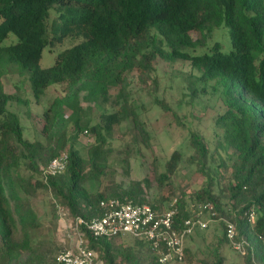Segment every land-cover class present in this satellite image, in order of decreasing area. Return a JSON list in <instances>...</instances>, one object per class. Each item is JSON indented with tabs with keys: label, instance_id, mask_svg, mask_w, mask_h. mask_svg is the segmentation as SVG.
<instances>
[{
	"label": "trees",
	"instance_id": "1",
	"mask_svg": "<svg viewBox=\"0 0 264 264\" xmlns=\"http://www.w3.org/2000/svg\"><path fill=\"white\" fill-rule=\"evenodd\" d=\"M224 27L229 52L215 38ZM10 35L17 43L2 46ZM45 49L59 50L46 69L40 65ZM168 67L184 75L185 105L194 106L210 89L223 105L212 151L200 134L189 135L204 181L178 199L175 229L211 204L236 225L238 238L249 242L241 256L245 264H264V0H0V264H56L60 248L36 240L40 224L31 199L41 191H51L70 216L86 220L100 215L103 200L149 204V179L92 188L108 178L103 162L112 151L105 147L117 127L129 123L126 154L151 147L131 87L155 85L156 73ZM11 75L20 79L16 89L29 81L38 102L54 94L42 119L45 142L25 139L20 117L9 109L12 103L27 104L20 94L7 92L5 78ZM154 104L169 124L184 126L166 101L156 97ZM183 106L182 101L178 110ZM85 130L95 141L88 157L73 145ZM67 147V170L44 181L41 169ZM181 161L182 153L174 152L157 175L161 186L173 185ZM223 169L231 175L218 173ZM222 227L213 259L205 264H227L222 250L229 241ZM121 238L87 233L102 264H161L147 242L118 243ZM190 253L186 247L185 263L191 262Z\"/></svg>",
	"mask_w": 264,
	"mask_h": 264
},
{
	"label": "rangeland",
	"instance_id": "2",
	"mask_svg": "<svg viewBox=\"0 0 264 264\" xmlns=\"http://www.w3.org/2000/svg\"><path fill=\"white\" fill-rule=\"evenodd\" d=\"M215 38L223 43L224 52L230 51L232 45L228 28L224 27L217 31ZM17 41L15 35H10L2 46H10L17 43ZM58 52L59 50L57 49H54L53 52L45 49L40 62L41 67L46 69L53 66ZM176 68L168 67V70L161 68L156 73L159 79L155 85L148 84L146 87H142L133 84L131 87L132 97L135 100V104L139 107L141 119L146 122L147 130L151 134V147L141 145L139 154L137 149H132L129 155L128 153L126 154L123 140L129 139V137L124 136L129 123L119 128L117 127L113 133V139L105 147L110 148L112 151L107 161L103 162V165L107 166L108 178L101 184H92L93 188L90 185L89 188L102 190L107 185L114 183L122 182L128 185L131 181L149 179L150 185L145 189V199L150 205H155L158 208L166 207L181 198L185 193L201 188L204 177L198 171L197 157H192L194 151L189 141V135L191 132L200 134L212 151L215 141L214 123L217 115L220 112L222 113L223 105L219 99V94L211 89L200 96L201 98L198 99L194 106L185 105L184 100H182V97H184L183 91H186L183 81L184 75L174 71ZM185 69L184 71L189 70L187 66ZM19 80L16 75L7 76L5 78L7 92L20 94L27 101V104L25 102L21 104L12 103L9 109L16 112L20 117L25 139L45 142L41 134L42 119L50 102L55 99L54 94L51 92V94L43 97L38 102L33 95L29 81H25L19 89H16L15 85ZM24 89L26 91L25 94H23ZM59 91L64 94L63 87H60ZM156 97L166 101L177 112L184 126L169 124L170 118L166 117L165 112L154 104ZM182 101L184 106L181 110H178L177 105ZM83 105L87 106L86 103H83ZM69 114L70 112L67 111V115ZM91 115L94 118V123L99 121L95 117L97 113L94 109ZM94 143V135L85 130L74 141L73 145L84 157H88L89 149ZM176 151L182 153V161L172 178L173 185L171 187L169 185L161 186L157 180V175L165 172L166 162ZM65 152H69V147L62 151V153ZM124 160L129 165V172H126ZM208 162L211 163V159ZM218 173L223 177H228L231 175V170L223 169L219 170ZM31 201L40 224V228L35 233L36 240L46 246L55 245L62 250L68 243L60 230V221L56 210V203L58 202L56 197L51 191L44 190L37 193V196L32 198ZM208 216V214L199 212L194 217L207 220ZM222 228V224L215 222L205 230H196L186 243V247H189L191 251V262L173 264H205L210 262L213 259L212 250L214 244L221 237ZM117 242L134 243L135 239L130 236H122ZM222 255L226 257L227 264H245L241 255L230 245L223 247Z\"/></svg>",
	"mask_w": 264,
	"mask_h": 264
},
{
	"label": "built area",
	"instance_id": "3",
	"mask_svg": "<svg viewBox=\"0 0 264 264\" xmlns=\"http://www.w3.org/2000/svg\"><path fill=\"white\" fill-rule=\"evenodd\" d=\"M68 165L69 153H61L41 169L44 181L62 175ZM204 209L209 215L207 220L187 219L181 229L176 230L180 212L178 200L163 208L118 199L103 200L99 203L100 215L89 220L70 216L57 202L60 230L68 244L57 255L56 264H102L99 254L89 248L87 233L95 239L130 236L143 240L158 255L161 264L182 263L188 238L196 230H205L215 222L225 226L229 245L241 256L246 255L249 242L243 237L238 238L236 225L228 218L219 217L211 204L200 207L201 214ZM250 218H254V213Z\"/></svg>",
	"mask_w": 264,
	"mask_h": 264
}]
</instances>
